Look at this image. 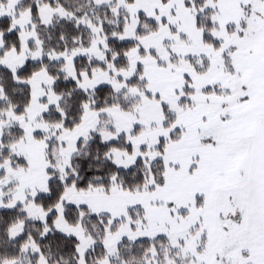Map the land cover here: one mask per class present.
<instances>
[{"label":"snow or ice","instance_id":"snow-or-ice-1","mask_svg":"<svg viewBox=\"0 0 264 264\" xmlns=\"http://www.w3.org/2000/svg\"><path fill=\"white\" fill-rule=\"evenodd\" d=\"M0 264H264V0H0Z\"/></svg>","mask_w":264,"mask_h":264}]
</instances>
